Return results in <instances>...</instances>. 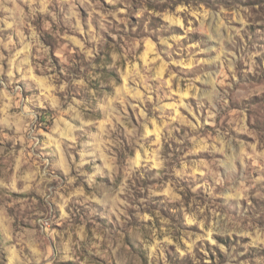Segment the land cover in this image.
<instances>
[{"label": "rangeland", "instance_id": "1", "mask_svg": "<svg viewBox=\"0 0 264 264\" xmlns=\"http://www.w3.org/2000/svg\"><path fill=\"white\" fill-rule=\"evenodd\" d=\"M0 264H264V0H0Z\"/></svg>", "mask_w": 264, "mask_h": 264}]
</instances>
